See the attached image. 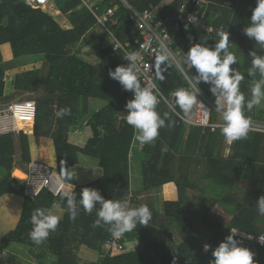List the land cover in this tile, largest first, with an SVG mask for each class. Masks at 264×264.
I'll return each mask as SVG.
<instances>
[{
	"label": "trees",
	"instance_id": "trees-1",
	"mask_svg": "<svg viewBox=\"0 0 264 264\" xmlns=\"http://www.w3.org/2000/svg\"><path fill=\"white\" fill-rule=\"evenodd\" d=\"M125 1L136 11L155 10L161 18H173L182 5L191 3ZM199 1L202 4H192L189 11L199 12L215 28L227 29L232 46L241 43L256 0ZM97 7L100 13L107 8L116 10L113 18L118 25L112 29L115 37L135 48L134 42L141 37L129 22V11L121 0L90 2L91 10ZM96 25V18L81 0H51L44 9L27 6L24 0H0V99L23 93L24 101H34L36 105L33 133L32 125L29 135L20 132L0 136V199L7 195L23 199L17 225L0 238V264H12L2 258L11 244L29 248L39 262L51 256L55 258L53 264H77L78 259L90 264H209L214 259L212 249L231 231L256 238L264 235V216L258 215L255 208L257 199L264 196V135L248 132L245 139L227 147L220 130L177 125V118L157 105L161 118L168 113L166 126L159 129L153 144H144L140 149L133 128L124 120L125 105L132 99V92L109 76L110 70L127 65L124 56L112 55L110 47L98 55L96 65L77 57V46ZM170 34L174 48L182 52V64H186L185 53L196 31L170 30ZM203 38L209 47L219 39L205 35ZM250 52L264 56V47L245 49L237 59L239 65L230 66L244 75L239 87L246 100L250 99L253 80L260 78L259 73L255 77L247 75L253 59ZM154 68L156 86L164 94L178 88L189 89L170 59L159 65L156 61ZM158 72L164 76L163 81L158 79ZM191 73L194 75L195 70ZM199 87L214 102L209 85L201 82ZM40 92L44 95L28 98ZM60 108H70V115L57 118L55 112ZM244 114L258 120L253 110L245 108ZM260 121L264 122V118ZM164 146L167 151L162 150ZM88 160L93 164L89 165ZM32 162L62 177L61 192L72 183L78 199L79 192L89 187L105 199H127L130 206L137 207L142 205L141 193L161 190L163 211L147 203L152 213L149 224L125 233L127 242L120 253L102 257L103 246L112 234L107 226H91L96 219L95 209L87 214L81 208L74 221L65 213L57 229L37 245L28 235L32 228L30 216L36 208H50L60 194L54 197L43 189L34 199L25 196L27 167ZM131 163L140 178L138 184L131 180ZM64 168L75 173L71 181L64 178ZM200 168L208 181L207 202L210 201L206 208H193L188 204L187 191L198 184L200 178L195 172ZM241 180L251 188L250 192L237 188ZM224 215L229 216L228 222H222ZM171 228L179 237L177 242L171 232H166ZM205 244L210 246L207 252ZM241 246L254 254L256 264H264V245L253 242L248 247Z\"/></svg>",
	"mask_w": 264,
	"mask_h": 264
},
{
	"label": "clouds",
	"instance_id": "clouds-1",
	"mask_svg": "<svg viewBox=\"0 0 264 264\" xmlns=\"http://www.w3.org/2000/svg\"><path fill=\"white\" fill-rule=\"evenodd\" d=\"M243 33L264 47V0H256L249 25L243 29ZM217 35L219 39L213 47L196 43L185 53V62L195 70V74L188 77L195 92L185 88L176 89L171 93L173 98L171 106L178 107L188 114L198 105L207 117L209 108L198 100V94L201 92L198 85L201 82L208 84L209 91L214 97L215 111L219 113L222 121L220 133L231 144L247 137L250 121L244 114L245 108L250 111L255 106L264 105V56H257L254 52L249 53L253 59L247 75L255 77L259 73L260 78L253 80L250 99L246 100L239 87L244 75L234 67H230L237 64V56L230 51L229 34L220 31ZM123 58L128 62L127 65L117 66L114 71L110 70L109 76L119 82L124 90L133 93L132 99L125 105L124 120L133 128L136 141L141 145L153 144L159 135V129L166 126L168 113H164V118H161L156 111L159 103L158 92L142 88L139 83L132 70V65L137 59L136 55L128 54ZM169 59L167 54L160 55L157 64H163ZM157 76L159 80H164L161 72H158ZM70 112V108H60L55 115L57 118H63L70 115ZM167 126L170 127L171 124ZM162 150L167 151V147L164 146ZM63 175L66 180L71 181L75 173L64 168ZM74 187L71 183L64 189L60 193V199L52 203L50 208H36L32 212L30 216L32 228L28 235L35 244L43 243L50 233L57 229L65 213L69 220L74 221L81 208L87 214H92L95 209L96 219L91 226L93 228L107 226V230L115 237H122L125 233L136 230L138 225L147 226L152 218L147 205L132 207L127 199H105L98 190L89 187H84L79 192L78 199ZM255 208L258 215L264 216V196L257 199ZM231 233L212 249L211 255L214 259L210 260L209 264H256L253 259L254 254L234 238L236 234L234 230ZM258 240L264 244V237H258ZM209 247L205 244L204 251L207 252Z\"/></svg>",
	"mask_w": 264,
	"mask_h": 264
},
{
	"label": "built area",
	"instance_id": "built-area-1",
	"mask_svg": "<svg viewBox=\"0 0 264 264\" xmlns=\"http://www.w3.org/2000/svg\"><path fill=\"white\" fill-rule=\"evenodd\" d=\"M51 0H24L25 4L34 8H45ZM83 6L90 10V12L96 18L97 24L104 28L111 38L112 55L121 53L124 57L128 54H135L137 59L132 65V70L136 74L139 83L142 88H148L154 92H158L159 103L157 105L167 108L176 118L177 125L182 123L186 124L188 128L200 127L209 129L211 132L220 130L221 119L219 113L215 111L214 104L208 100L201 92L198 94V100L204 102L209 108L207 117L196 105L190 111V113H181L178 107H172L173 98L172 92L164 94L156 86V74H155V62L160 55L167 54L170 60L178 72L183 77L189 90L195 92L189 82L188 77H191L192 68L186 63L182 64V52L174 50V43L171 38L170 30L175 32L185 31L189 32L195 30L196 32L205 35L207 37L216 36L220 31L229 32L223 27L215 28L207 23L206 19L199 14V12H190L189 7L192 4H202L199 0H191L190 6L184 4L180 7L178 13L173 18H161L158 16L155 10L144 9L142 11H136L125 0H121L126 9L129 11V22L132 23L141 37L140 41L134 42L133 45L129 42H120L112 32L118 24L113 18L116 10L114 8H107L99 12L98 7L94 10L90 9V2L94 0H81ZM190 43L193 45L194 41ZM200 84L198 85V87ZM200 88V87H199ZM133 93L131 94V98ZM36 105L34 101H19L10 103L3 107H0V136L10 133L26 134L24 131L18 130L12 123V119L16 114H24L35 119ZM215 118L213 119V117ZM250 121V128L248 132H255L264 135V122L260 120H254L248 118ZM206 120V122H205ZM227 147L230 146L226 141ZM140 149L144 147L139 143ZM64 182L59 178V175L51 171L44 165L38 163H30L27 167V180L25 185V196L30 199H34L39 193L45 189L54 197H57ZM235 236L240 244L249 246L253 242L258 243L260 246L264 244L260 243L258 237L251 236L242 232L235 231ZM251 237V238H249ZM259 237H264L261 235ZM127 242L125 234L122 237L111 236L103 246L102 257L110 254L120 253L124 249V244Z\"/></svg>",
	"mask_w": 264,
	"mask_h": 264
},
{
	"label": "rangeland",
	"instance_id": "rangeland-1",
	"mask_svg": "<svg viewBox=\"0 0 264 264\" xmlns=\"http://www.w3.org/2000/svg\"><path fill=\"white\" fill-rule=\"evenodd\" d=\"M63 24V23H62ZM113 34H115V30H113ZM111 39L110 36L105 32L104 28L96 25L89 34H86V36H84L82 38V40L80 41L79 45L77 46V51L79 50V53L82 52V49L86 46H88V52L90 54H92L93 56H95V62L99 61L98 55L100 53H102L103 51H105L106 49L111 47ZM234 53L235 50H233ZM241 56V53H239V57ZM237 59L238 56H237ZM97 64V63H96ZM237 64L238 60H237ZM40 65V64H39ZM38 65V66H39ZM41 66V65H40ZM47 73V69L44 70L42 72L43 75H46ZM21 95V96H20ZM44 92H40L39 94L36 95H28V98L31 99H36V97H40L43 96ZM26 98L24 97L23 94H15L12 98L8 99L12 101V103L15 102H19V101H24ZM1 101V100H0ZM14 101V102H13ZM90 105L93 107V101H90ZM90 106V107H91ZM95 107V106H94ZM254 113L256 114V119L260 120L264 118V105L261 106H255L253 109ZM88 118V117H87ZM20 121L24 122V126L23 128H17L18 130L24 131L26 134L29 135V133L31 132V126L33 125V119L31 120H26V119H21L19 118ZM34 131V125H33V129L32 132ZM227 153V151H225ZM18 157V153L16 154V158ZM88 164L92 165L93 162L92 160H88ZM20 166V165H18ZM131 180L135 183L138 184L139 183V176L138 174H135L133 171V164L131 163ZM140 174V172H139ZM59 178L63 181L62 177L59 176ZM205 184V182H204ZM203 183L201 185H204ZM139 187H134V189H138ZM157 193V192H156ZM154 194L153 197L151 196V194L148 193H141V196L139 197V200L141 201V203H150L152 204L153 201V205L155 206H160V202H162V191L159 190V192L157 194ZM194 194V195H193ZM187 193V195L191 198L193 197L192 204H194L195 206L198 204H200L196 198H198V195H195V193ZM160 200V201H159ZM4 203H6L4 205ZM22 204H23V199H17L15 196H6V197H2L0 199V238L3 237L5 234L9 233L10 231H12L15 226L17 225V222L19 220L20 217V212L22 210ZM200 206V205H199ZM159 208V207H158ZM162 208V207H161ZM159 211H163V208L160 209ZM225 214V212H224ZM229 216L224 215L221 220L222 222H228ZM170 231H166V232H171L174 236V240H176V242L179 240V237L177 236V234L175 233L174 229H169ZM160 232V231H159ZM2 258L4 260H9L12 264H53L55 261V258L48 256L46 260L39 262L37 260L34 259V257L30 254V249L23 247L21 245H17V244H11L9 247H7V249L4 251V254L2 255ZM77 264H90V262L83 260V259H78L77 260Z\"/></svg>",
	"mask_w": 264,
	"mask_h": 264
},
{
	"label": "crops",
	"instance_id": "crops-1",
	"mask_svg": "<svg viewBox=\"0 0 264 264\" xmlns=\"http://www.w3.org/2000/svg\"><path fill=\"white\" fill-rule=\"evenodd\" d=\"M170 2V0H166L165 2H164V4H167V3H169ZM204 3V2H203ZM205 5H206V3H204ZM162 8V5L161 6H159V9H161ZM208 23V22H207ZM209 24V23H208ZM210 25V24H209ZM212 26V25H211ZM90 32H88L87 34H89ZM86 36V35H85ZM188 37H189V35H187ZM231 35L229 34V37H230ZM190 37H192V36H190ZM247 39H250V38H248L247 36L245 37H243V39H242V41L244 40L245 41V44H243L242 43V41H241V43H239V44H236L235 46H232L231 44H230V51H232L233 52V50H235V52L236 53H234L236 56H238V58H239V53H241V56L242 55H244L243 54V52H244V50L245 49H257V50H261L262 49V47H261V45L260 44H258V43H256L253 39H250L249 40V42L247 41ZM192 40L194 41V44H196V43H203V44H205L206 43V41H204V38H203V35L202 34H200V33H198V32H196V37L195 36H193L192 37ZM239 40H240V38H239ZM243 44V45H242ZM174 46H175V44H174ZM192 46V44L191 45H189V48ZM188 48V49H189ZM174 50H178L177 48H174ZM77 57L79 58V59H81V60H83L84 62H87V63H89V64H92V65H96V63H98V62H95V56H93L92 54H90L89 52H88V46H86V47H84L83 49H82V52L81 53H79L78 55H77ZM173 63V62H172ZM176 68V67H175ZM189 90V89H188ZM190 91V90H189ZM17 94H23V93H17ZM24 95V97L26 96V94H23ZM21 96V95H20ZM9 99V98H8ZM8 99L7 98H2V99H0L1 101H0V107H3V106H5V105H8V104H10V103H12V101H10L9 100V102H8ZM209 100V99H208ZM14 102V101H13ZM213 103V102H212ZM214 104V103H213ZM167 109V108H166ZM168 110V109H167ZM169 111V110H168ZM181 111V110H180ZM170 112V111H169ZM171 113V112H170ZM181 113H184L183 111H181ZM187 133V132H186ZM226 151H227V153L225 152V156H227L228 155V153H229V149H226ZM203 171H202V168H200L198 171H196L195 172V174H196V176L197 177H199L200 178V180H199V182H198V184L196 185V187L195 188H191L190 190H188L187 191V193H195V195H198L199 197L198 198H196V200L200 203V204H198V206L196 205H194V204H192V199H193V197H189L188 195V198H189V201H188V204L191 206V207H195V208H206V206H207V204L209 203V201L207 202V200L209 199V192L207 191V184H208V181H206L205 179H204V177H202L203 176ZM198 181V180H197ZM204 182H205V184H204ZM204 184V185H201V184ZM237 188L239 189V190H241V191H244V192H250L251 191V188L244 182V181H239L238 183H237ZM202 190H204V193H202ZM158 193L159 192V190H157V191H152V192H144V193H148V194H151V196L153 197V195L155 194V193ZM156 193V194H157ZM194 195V194H193ZM7 196H13V195H7ZM162 196V195H161ZM4 197H6V196H4ZM3 197V198H4ZM17 199H21L22 200V197H17V196H15ZM162 200V202H163V198L161 199ZM160 201V200H159ZM162 202H160L161 204H160V206H156L155 205V208L157 209V210H160V209H162L161 207H162V205H163V203ZM142 205H146L147 203H141ZM152 204H153V201H152ZM200 205V206H199ZM203 206V207H202ZM159 207V208H158ZM159 212H161V211H159Z\"/></svg>",
	"mask_w": 264,
	"mask_h": 264
},
{
	"label": "bare ground",
	"instance_id": "bare-ground-1",
	"mask_svg": "<svg viewBox=\"0 0 264 264\" xmlns=\"http://www.w3.org/2000/svg\"><path fill=\"white\" fill-rule=\"evenodd\" d=\"M19 118H21V119H26V120H31V119H33L32 117H30V116H27V115H24V114H16L15 116H14V118L12 119V123H13V125L16 127V128H23V126H24V122L23 121H20V119Z\"/></svg>",
	"mask_w": 264,
	"mask_h": 264
}]
</instances>
